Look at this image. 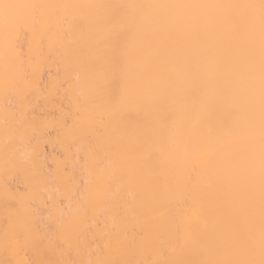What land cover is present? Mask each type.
I'll return each mask as SVG.
<instances>
[{"label": "bare ground", "instance_id": "obj_1", "mask_svg": "<svg viewBox=\"0 0 264 264\" xmlns=\"http://www.w3.org/2000/svg\"><path fill=\"white\" fill-rule=\"evenodd\" d=\"M3 2L0 264H262L260 0Z\"/></svg>", "mask_w": 264, "mask_h": 264}, {"label": "snow or ice", "instance_id": "obj_2", "mask_svg": "<svg viewBox=\"0 0 264 264\" xmlns=\"http://www.w3.org/2000/svg\"><path fill=\"white\" fill-rule=\"evenodd\" d=\"M29 7L28 5L6 3L3 0H0V31H3L7 37L10 32L16 28L18 25H21V21L15 14V10ZM248 8H258L260 13V19L262 28H264V0H260L258 5H246ZM10 43H12L10 41ZM262 154H264V136H262ZM264 264V262H262Z\"/></svg>", "mask_w": 264, "mask_h": 264}, {"label": "rangeland", "instance_id": "obj_3", "mask_svg": "<svg viewBox=\"0 0 264 264\" xmlns=\"http://www.w3.org/2000/svg\"><path fill=\"white\" fill-rule=\"evenodd\" d=\"M76 170H77V169H76ZM76 170H75V171H76ZM80 171H81V170H78V172L76 171V172H77L76 174H77V175L79 174L78 176L80 177V179H82V178H84V177H83L84 174H83L82 171H81V172H80ZM81 173H82V174H81ZM56 189L58 190V188L55 187V189L53 190L52 196L56 193L57 195L55 194V196H56L57 198H55V196H54V198L52 197V199H51V197H50V199L48 198V199H49V200L47 199V204H49L48 206L50 207V203H49V202H50V201H53V199H55V200H57V201L59 200V202H60V203H58L59 205H62L64 208H66V206H64V205H68V201L64 198V196H62V194H58V193L56 192V191H57ZM58 191H59V190H58ZM58 195H59V196H58ZM62 197H63V198H62ZM58 198H59V199H58ZM60 198H61V200H60ZM64 199H65V200H64ZM63 200H64V201H63ZM48 201H49V202H48ZM52 203H53V202H52ZM54 203H57V202H54ZM47 204H46L45 208H44V206H43V208H42V206H40L42 209L39 207V208L42 210V212L44 213V214H43V213L39 210V211L41 212L42 216L44 215L43 217L40 215V216H41L40 218L43 220V222L45 221L46 224H47V223H50V221H49V222L46 221V220L49 219V216H50V210H49L50 208L47 207ZM62 206H61V207H62ZM46 207L48 208L47 211H46ZM63 207H62V208H63ZM44 211H45V212H44ZM46 215H47V216H46ZM45 216L48 217V219H47ZM44 218H46V220H45ZM46 224H45V227L47 226ZM48 226H49V224H48Z\"/></svg>", "mask_w": 264, "mask_h": 264}]
</instances>
